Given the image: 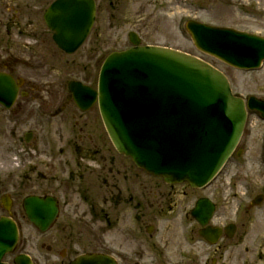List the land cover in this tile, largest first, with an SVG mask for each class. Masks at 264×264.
I'll return each instance as SVG.
<instances>
[{
  "label": "flooded vegetation",
  "instance_id": "1",
  "mask_svg": "<svg viewBox=\"0 0 264 264\" xmlns=\"http://www.w3.org/2000/svg\"><path fill=\"white\" fill-rule=\"evenodd\" d=\"M48 6L47 0H0V137L5 138L0 142V200L8 196L12 215L17 199L32 195L57 199V221L64 219L53 236L34 245V253L50 257L41 263L64 264L65 259L69 263L92 252L109 255L119 264H229L230 256H223L238 244L240 214L237 205L232 217L224 216L222 176L200 190L169 185L117 154L97 100L88 104L86 93L75 98L69 91L70 82L94 91L102 59H64L73 55L52 41L44 21ZM95 51L99 50H90ZM79 73V78L71 79ZM28 191L32 192L24 195ZM194 191L202 195L194 198ZM199 199L213 206L204 226L191 216ZM257 208H244L242 216ZM67 210L75 212L76 222L63 215ZM0 213H7L1 201ZM160 225L165 235L154 239ZM208 229L215 230V243L203 237L202 231ZM101 239L103 247L109 245L106 249L96 247ZM80 244L87 251H79ZM73 251L77 253L70 258Z\"/></svg>",
  "mask_w": 264,
  "mask_h": 264
},
{
  "label": "water",
  "instance_id": "2",
  "mask_svg": "<svg viewBox=\"0 0 264 264\" xmlns=\"http://www.w3.org/2000/svg\"><path fill=\"white\" fill-rule=\"evenodd\" d=\"M95 18L93 0H57L45 19L55 43L73 53L87 38ZM194 46L232 67L251 70L264 60V38L195 22L186 25ZM131 43L138 40L131 36ZM71 89V88H70ZM85 92L90 102L95 94ZM101 117L115 149L145 172L167 183L200 188L217 174L236 147L246 119L242 100L231 94L226 78L208 64L161 47H135L110 54L98 79ZM264 114V103L247 104ZM8 210L9 203L3 200ZM198 201L192 215L203 225ZM27 219L45 232L56 216L52 198L29 197ZM210 209V208H209ZM209 210L207 211V217ZM18 240L16 224L0 218V264ZM14 264H31L18 256ZM70 264H116L100 254H85Z\"/></svg>",
  "mask_w": 264,
  "mask_h": 264
},
{
  "label": "rangeland",
  "instance_id": "3",
  "mask_svg": "<svg viewBox=\"0 0 264 264\" xmlns=\"http://www.w3.org/2000/svg\"><path fill=\"white\" fill-rule=\"evenodd\" d=\"M51 1L47 0L48 4ZM111 1L112 5L109 4V0H95L98 6L97 16L89 38L72 57L64 59L86 62L88 58L96 59L100 55L106 57L111 52L123 49L124 45L128 44V33L134 31L142 38V43L167 45L213 65L228 78L234 94L242 98L252 95L264 99V66L255 72H244L226 66L210 56L197 52L187 34L182 32L185 21L191 19L212 26L231 28L264 37V0ZM93 47L99 51L90 52ZM80 75V73L72 75L71 79L79 78ZM4 139V137H0V142ZM238 150L241 151V155L234 156L228 161L219 174L222 176L224 184L221 205L226 219L228 216L232 217V212L237 205L247 206V202L249 203L255 196L264 195V122L255 114H251L246 121L243 136L237 146ZM112 155L116 156L113 151ZM59 170L60 167L57 172ZM63 174H65L64 171ZM229 180H232L231 184H229ZM63 182V187L66 188V180L64 179ZM51 184L52 187L56 186L54 182ZM234 184L235 187L230 188ZM191 195L196 198L201 196L202 192L194 191ZM20 203L21 199L15 201L11 215L19 226L20 235L16 253L27 254L33 261H36V264H42L41 261L50 260V257L45 256L42 259L34 253V245L39 243L38 240L42 241L53 236L60 227L57 224L64 217L58 219V223L56 222L46 234H41L28 222L21 210ZM239 212L240 219L236 236L238 244L236 247L230 248L229 253L225 252L223 258L227 259L229 255L232 259L229 264H235L236 260H251L253 261L251 264H264V200L260 209L248 211L243 216V210L241 209ZM2 215L0 213V216ZM63 215L73 223L76 222L75 212L67 210L63 212ZM225 220L224 222H226ZM156 228L158 229V227ZM83 233L87 235L88 231L85 230ZM159 234L165 235L162 225H160V230L158 229L154 234V239H157ZM73 236L76 237L75 234ZM98 242L96 247L100 246L101 249H106L109 246L105 244L103 247V240H98ZM116 249L117 246H114L112 251L116 252ZM74 250H77V246ZM78 250L87 251V247L85 244H80ZM76 253L73 251L70 258ZM11 260V257L5 259L7 262H11ZM67 261L68 259H65L63 263L67 264Z\"/></svg>",
  "mask_w": 264,
  "mask_h": 264
}]
</instances>
